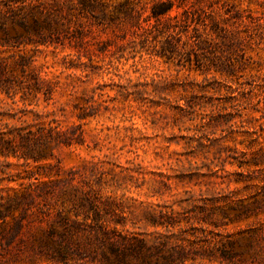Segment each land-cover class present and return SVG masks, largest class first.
Instances as JSON below:
<instances>
[{
    "label": "rangeland",
    "instance_id": "374dc122",
    "mask_svg": "<svg viewBox=\"0 0 264 264\" xmlns=\"http://www.w3.org/2000/svg\"><path fill=\"white\" fill-rule=\"evenodd\" d=\"M101 1L116 12L114 21L99 26L80 16L59 43L0 47V59L21 53L34 68L0 74V140L47 154L38 162L20 153L0 155V192L13 195L34 182L43 195L39 207L62 211L87 230L97 220L130 241L146 240V247L117 256L107 247L95 249L87 232L75 235L67 262H56L32 251L33 236L48 226L30 220L15 242H0V264H163L162 254L148 248L167 238L186 246L190 259L184 264H230L201 254L213 250V238L244 245L242 236L264 223V44L248 39L240 21L231 22L243 38L238 46L197 50L203 67L190 69L157 55L164 39L143 30L159 0H131V20L118 13L124 0ZM173 1L182 7L172 17L193 5L217 19L230 17L227 10L264 16V0ZM188 35L173 39L180 51L187 50ZM215 54L234 62L233 75L208 70ZM40 131L46 144L32 139ZM58 132L72 143L58 144ZM257 202L258 216L231 223L238 210ZM204 209L218 219L226 214L228 225L197 231L207 227ZM162 213L173 215L176 226L154 225Z\"/></svg>",
    "mask_w": 264,
    "mask_h": 264
},
{
    "label": "trees",
    "instance_id": "16d2710c",
    "mask_svg": "<svg viewBox=\"0 0 264 264\" xmlns=\"http://www.w3.org/2000/svg\"><path fill=\"white\" fill-rule=\"evenodd\" d=\"M181 8L182 4L176 5L173 0H159L152 4L150 15L145 22L147 26L143 30L147 34L155 33L156 36H161L164 40L158 41L160 50H157V55L166 58L168 61L178 60L179 65L183 67L202 69L203 60L198 51H214L219 47H228V50L234 49L243 40L241 33L230 28V23L235 25L240 21L246 27L247 38L258 41L259 44H264V16L255 18L252 14L246 18L239 11L234 10V13L227 10L228 18L217 17L204 10L200 6L193 5L192 8L184 9L179 15L172 17L170 14L175 8ZM124 16L126 20H131V0H124L118 12ZM91 17L99 26L104 25L107 21H114L117 18L115 11H110L101 0H0V47H8L16 50H21L26 45H47L50 39L51 43L56 40V43L61 42V37L68 38L70 25L74 19L79 22V17ZM176 20L175 23L173 21ZM246 20H248L246 22ZM201 28L203 33H201ZM236 29V28H235ZM192 32V33H191ZM188 35V40L184 42L187 50L180 51L173 42V39L178 36L182 38V34ZM201 33V34H200ZM204 36V37H203ZM160 39V38H159ZM198 50V51H197ZM209 59L217 72L222 74L229 73L233 75L236 65L228 58L222 61L221 58ZM12 60L9 62L8 60ZM30 68L32 71V60L24 54H12L8 59H0V74L6 75L9 72H15L19 69L26 72ZM10 79V78H9ZM5 91V90H2ZM6 93H9L6 90ZM34 134V132H29ZM61 133L58 132L56 140L58 144L72 142L62 139ZM41 131L39 136L33 140L47 143V139ZM24 138V137H23ZM25 140V139H22ZM30 140L26 139L25 146L29 145ZM14 140H0V155L8 157L9 155L24 158L26 161L32 159L38 162L47 157L45 152L34 154L31 149L25 147L17 149L14 147ZM51 155V154H50ZM21 190H14L13 195L5 196L0 192V242L12 244L21 235L24 227V221H39L46 223L48 227L41 226L40 233H36L32 240V251L34 254L45 256L56 262H67L73 255L75 248V235L87 234V238L92 241L95 249L107 247L112 253L117 256H124L126 253L139 252L146 247V240L134 237V240L128 239L121 234L117 235L116 231L108 230L102 224L95 221L94 226H89L87 230L85 223L77 219L68 218L67 214L62 211L52 214L44 207H39L43 195L39 192L40 188L34 182L24 186L21 184ZM89 201V200H87ZM83 201H79L78 205L82 206ZM91 207L95 208L93 202H90ZM256 205V206H255ZM260 204L257 202L252 206L243 207L238 210L231 218V223L239 220L249 219L253 215L261 212ZM254 207V208H253ZM206 215L202 222L207 226H201L202 233H206L209 227H220L228 225L226 214L223 219L216 218V211L207 212L202 210ZM94 213H98L97 210ZM173 214V213H172ZM80 214H76V218ZM9 219L14 223L10 225ZM84 222L90 219V215H84ZM153 224L169 228L176 226L177 221L173 215L161 214L160 218L153 220ZM56 226L60 231L56 230ZM219 234L218 236H220ZM79 236V235H76ZM223 238V237H222ZM231 238V236H228ZM94 242H93V240ZM241 240L244 245H239V241L232 239L218 240L213 238L209 241V247L214 243L213 250L216 249L220 254L217 255L210 247L208 256L202 255V258L207 257L210 261L220 260L228 261L230 264H247L250 260H260L264 262V223L258 227L250 228L246 235H243ZM205 252L209 249L201 247ZM148 250H154L155 255L162 254L163 264H184L189 258V251L184 244H175L171 238L163 241L154 242ZM192 259H196L192 257Z\"/></svg>",
    "mask_w": 264,
    "mask_h": 264
}]
</instances>
